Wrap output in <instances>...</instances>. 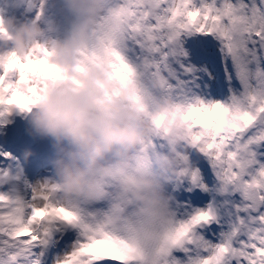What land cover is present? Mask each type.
I'll return each instance as SVG.
<instances>
[{
    "label": "snow or ice",
    "instance_id": "1",
    "mask_svg": "<svg viewBox=\"0 0 264 264\" xmlns=\"http://www.w3.org/2000/svg\"><path fill=\"white\" fill-rule=\"evenodd\" d=\"M12 7L43 32L24 54L0 56V126L63 77L49 0ZM80 56L79 70L102 67L152 123L138 170L182 129L183 178L164 218L128 228L105 203L58 198L54 176L33 183L0 153V264H264V0H108Z\"/></svg>",
    "mask_w": 264,
    "mask_h": 264
},
{
    "label": "clouds",
    "instance_id": "2",
    "mask_svg": "<svg viewBox=\"0 0 264 264\" xmlns=\"http://www.w3.org/2000/svg\"><path fill=\"white\" fill-rule=\"evenodd\" d=\"M57 4L74 21L53 57L63 77L49 81L25 113L28 133L51 142L50 164L58 198L102 202L115 222L128 228H150L167 215L174 199L169 186L184 175L175 154L182 129L173 127L169 147L155 155L150 169L138 170L135 157L142 141L155 134L152 123L125 94L112 92L102 67L88 64L79 70L80 51L105 14L108 0H57ZM42 32V24L34 18H0V56L24 54ZM168 104L161 102L157 110L165 111ZM33 154L25 149L23 160L27 162ZM0 179L7 182V174ZM118 192L125 194L123 201L116 197Z\"/></svg>",
    "mask_w": 264,
    "mask_h": 264
},
{
    "label": "rangeland",
    "instance_id": "3",
    "mask_svg": "<svg viewBox=\"0 0 264 264\" xmlns=\"http://www.w3.org/2000/svg\"><path fill=\"white\" fill-rule=\"evenodd\" d=\"M0 9H4L3 11L4 17H8V16L16 17L15 16L16 8L12 7V0H5V1L0 0ZM64 14L65 13H63L62 16H64L66 20L64 19V17L60 16L57 26L60 27L59 23H63L64 27L66 26L71 27L73 19L71 20L69 15L67 14L64 15ZM20 17L21 15H19L17 18ZM67 18H69L71 21L68 20ZM69 33H70V29H68V31L65 34L63 32H60L59 34L60 39H64L63 37L67 36ZM22 98L23 97H19L17 98V100H21ZM7 119L9 122L4 126H0V153H11L13 157L18 158L19 162L23 166L25 176L29 181L33 183H35L38 180L42 181L46 178L53 177L51 164L44 163V160L41 156L44 149L48 151L52 147L51 142L46 139L33 137L28 133L27 130L28 125H27L25 113L19 114L16 113V111H14L12 115H10ZM25 149H31L34 153L28 159L27 162L23 160V156H22V153ZM3 160L4 158L0 157V161Z\"/></svg>",
    "mask_w": 264,
    "mask_h": 264
},
{
    "label": "bare ground",
    "instance_id": "4",
    "mask_svg": "<svg viewBox=\"0 0 264 264\" xmlns=\"http://www.w3.org/2000/svg\"><path fill=\"white\" fill-rule=\"evenodd\" d=\"M5 1V0H4ZM66 14V13H65ZM64 14V15H65ZM21 15V14H20ZM23 15V14H22ZM62 17H64V16H62ZM71 17V16H70ZM64 19H65V17H64ZM66 20V19H65ZM62 21V20H61ZM60 22V21H59ZM66 22V21H65ZM69 24H71V23H69ZM64 24L63 23H60V27H58L59 28V34H60V32H63L64 34L68 31V29H70L71 27H69V26H66V24H65V26L66 27H64L63 26ZM72 25V24H71ZM69 35V34H68ZM60 37V36H59ZM66 36H64L63 38H65ZM36 168V167H35ZM27 174V173H26Z\"/></svg>",
    "mask_w": 264,
    "mask_h": 264
}]
</instances>
